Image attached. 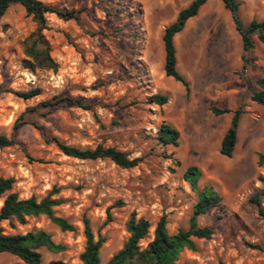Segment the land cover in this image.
Wrapping results in <instances>:
<instances>
[{"label":"rangeland","instance_id":"1","mask_svg":"<svg viewBox=\"0 0 264 264\" xmlns=\"http://www.w3.org/2000/svg\"><path fill=\"white\" fill-rule=\"evenodd\" d=\"M40 1L75 10L78 19L45 14L42 32L57 67L31 71L22 66V43L35 30V22L19 4L0 17V134L14 140L0 147V177L14 178L12 190L19 198L40 199L58 188L53 197L60 203L54 213L74 230L61 231L39 215L27 217L25 224L1 221L2 233L42 229L65 249L39 248L40 264L56 259L81 264L82 220L87 217L94 237L103 238L100 264H107L128 237L125 224L132 212L150 223L142 247L151 241L162 215L170 233L188 227L197 195L183 172L197 166L202 173L198 185H212L222 200L197 217L199 226L212 228L211 237L196 239V249H184L178 262L264 264V168L257 163L264 153V104L250 99L253 91L264 90L254 81L264 77V44L251 36L253 49L245 64L230 12L222 0H207L174 36L177 71L189 84L187 93L164 74L161 36L192 0ZM237 1L243 25L264 20V0ZM35 87L40 94L30 99L15 94ZM153 93L166 95L167 102L145 104ZM63 96L89 99L91 107L62 101L50 109H33ZM212 108L228 112L217 115ZM237 108L242 113L236 144L226 157L219 152L220 141ZM22 114L25 121L15 129ZM161 123L179 131L177 147L162 150L155 144L151 137ZM54 137L81 149L112 146L140 161L120 168L109 159L70 157L50 141ZM256 194L259 205L253 200ZM0 264L24 263L0 252Z\"/></svg>","mask_w":264,"mask_h":264},{"label":"trees","instance_id":"2","mask_svg":"<svg viewBox=\"0 0 264 264\" xmlns=\"http://www.w3.org/2000/svg\"><path fill=\"white\" fill-rule=\"evenodd\" d=\"M207 0H192L186 7L180 9L175 20L167 25L162 33L161 39L164 49L163 70L166 76L172 77L175 81L180 82L185 91L189 92L188 82L177 71V58L174 45V36L183 30L186 22L197 15L200 7ZM224 7L230 12L235 30L241 37L242 41V60L245 64L250 61L248 54L252 52L253 42L252 35H256L258 40L264 44V20H251L247 25H243L240 15V3L237 0H222ZM12 4H19L23 7L25 14L31 16L36 24V28L23 41L22 47L25 58L22 60V66L34 71L36 69L55 70L57 63L50 55V44L43 34L46 28V13H55L59 18L64 20H77L75 10H61L49 5H45L40 0H0V17ZM132 36L137 37L136 32ZM140 66L135 63L134 69L141 79L138 72ZM255 83L264 88V77L255 78ZM98 84L91 87L96 88ZM16 95L23 99H30L40 94V88H31L26 91H17ZM250 99L258 104H264V90H255L251 93ZM62 101H67L84 109H90L89 99L82 97L72 98L63 96L56 99H49L39 103L34 110L39 108L50 109ZM167 102V96L161 93L147 95L144 99L145 104H154L161 106ZM212 112L220 115L228 112V109L212 108ZM242 110L237 108L231 117L230 124L226 129L220 141L219 152L231 157L237 139L239 119ZM24 114L20 115L14 128L17 129L24 123ZM155 144L162 150L166 146L177 147L179 144V131L168 123H161L157 128L155 135L151 137ZM56 147L65 155L78 159H109L120 168H130L136 166L140 158H130L128 154L112 146H103L97 144L94 148L81 149L72 145H67L57 138H51ZM14 140L0 134V147L10 146ZM170 157V156H165ZM257 163L264 168V153L258 155ZM201 170L197 166H188L183 172V179L188 182L191 190L196 193L197 200L192 207V215L186 229H178L175 233H170L166 227V216L162 215L156 222L153 230V237L145 247L140 245L150 228V223L143 217H137L132 212L125 224L128 237L122 247L110 257L107 264H180L178 258L184 249L195 250L196 239H208L213 231L210 226H199L197 217L206 213L209 209L220 205L222 200L219 193L210 184L198 185L201 177ZM264 181V179H262ZM14 178L0 177V222L7 221L13 225V221L18 224H25L27 217L39 215L46 216L61 231H73L74 226L65 218L57 216L54 213V207L60 203V199L53 197L58 193V188H53L47 195L37 199L35 196L28 198H19L14 192ZM253 200L257 205L260 203V195L256 194ZM83 234L85 244L83 251L79 255L81 264H100L99 250L103 243V238L94 237L90 220L83 217ZM44 247L50 252H60L65 246L52 240L49 233L42 229L31 230L26 233L4 234L0 230V252H6L16 256L24 264H40L41 254L39 248ZM47 264H67L66 262L56 259Z\"/></svg>","mask_w":264,"mask_h":264}]
</instances>
